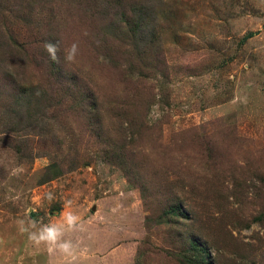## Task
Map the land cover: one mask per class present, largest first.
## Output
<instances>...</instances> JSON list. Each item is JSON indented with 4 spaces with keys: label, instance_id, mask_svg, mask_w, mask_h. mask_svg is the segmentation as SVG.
I'll list each match as a JSON object with an SVG mask.
<instances>
[{
    "label": "rangeland",
    "instance_id": "rangeland-1",
    "mask_svg": "<svg viewBox=\"0 0 264 264\" xmlns=\"http://www.w3.org/2000/svg\"><path fill=\"white\" fill-rule=\"evenodd\" d=\"M79 2L0 0L15 33L33 5L30 32L43 49L56 34L82 81L63 97L55 80L51 98L43 76L45 96L13 97L0 76V264H191L192 241L201 264H264V0H105L90 18ZM118 8L137 22L119 25L132 40L107 30ZM69 200L74 260L17 224L58 223Z\"/></svg>",
    "mask_w": 264,
    "mask_h": 264
},
{
    "label": "trees",
    "instance_id": "trees-1",
    "mask_svg": "<svg viewBox=\"0 0 264 264\" xmlns=\"http://www.w3.org/2000/svg\"><path fill=\"white\" fill-rule=\"evenodd\" d=\"M105 0H86V3H77L76 6L79 8V13H82L85 18H90L91 16H95L93 13L96 10L91 11L92 6L99 5V3H103ZM110 2L106 0L105 7L109 5ZM109 7V6H108ZM28 8V7H27ZM26 9V8H25ZM24 8L20 9L21 17H15L17 21H20L21 26H16L18 33H15L12 30L10 21L7 22V18H3L0 25V54H5L6 57L3 58V61L8 59V62L5 61L6 65H0V76L7 82L6 88H9L8 93L13 97L18 93L21 95H29L33 98L35 94H39L45 96L47 94L46 90H43V86L40 83H43V76L47 81H51L49 84V89H51V98L52 94L55 95L53 89V83L55 80L58 81V85L62 87L65 91V95L73 96L76 93H79L78 90L80 86V78L74 74L64 69V66L61 63V57H58L53 60L50 55L47 53L46 49H43V31L41 29H37L34 33L31 31V25L33 24V20L35 19V10L32 5V10H27L28 13L25 12ZM120 10V16L112 21L110 26L107 28L108 31L113 34H117L114 38H121L122 40H132L131 36H126V39L123 35L121 28L119 27L121 22H125V27L130 32L132 29L134 31L135 28H138L135 21L127 20L123 17L124 11L122 8H118ZM122 17V18H121ZM25 28V33H20V31ZM35 29V28H34ZM33 29V30H34ZM49 37H46L48 40L51 39L50 42L57 43V36L54 33H47ZM52 34V35H50ZM54 37V38H52ZM46 40L45 43H48ZM54 40V41H53ZM59 53V49L57 54ZM46 61L48 65L44 67L43 70V61ZM12 64H10V62ZM36 66L35 68H30L29 65ZM16 67L15 68H13ZM29 69V70H28ZM44 72V75H43ZM38 78V80H37ZM38 81V82H35ZM40 82V83H39ZM43 85V84H42ZM3 90L7 92V89ZM83 91L85 93L84 98L82 100L81 107L84 108L85 117H90L92 114L97 113V102L96 97L91 91L90 87L87 84L83 83ZM3 98H8V94H4ZM64 98L61 99L63 101ZM30 106V103H29ZM84 115V114H83ZM99 125V124H98ZM79 161L77 162V164ZM78 165H74L71 167V170L76 169ZM51 170V171H50ZM49 178H55L60 175L59 167L56 163L52 164L48 168ZM188 251L191 255V264H201L203 259V254L206 253V250H202L197 242L192 241L189 243Z\"/></svg>",
    "mask_w": 264,
    "mask_h": 264
},
{
    "label": "clouds",
    "instance_id": "clouds-1",
    "mask_svg": "<svg viewBox=\"0 0 264 264\" xmlns=\"http://www.w3.org/2000/svg\"><path fill=\"white\" fill-rule=\"evenodd\" d=\"M45 49L53 60L57 58L58 46L56 43H46ZM77 52L78 44L73 43L70 48L66 49V60H74ZM16 171H20V169ZM46 195L49 201L55 199V195L52 192H48ZM71 203L70 200L65 203V211L60 222H49L41 225L37 221L30 219H19L17 220L19 231L27 233L29 241L34 245L46 244L55 246L66 258L74 260L76 258L77 245L70 239H64V237L67 232L82 228V224L80 223V217L70 210Z\"/></svg>",
    "mask_w": 264,
    "mask_h": 264
}]
</instances>
